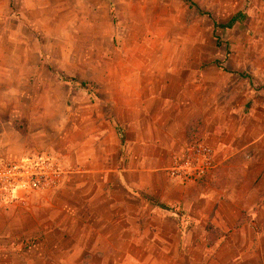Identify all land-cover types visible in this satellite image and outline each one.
I'll return each instance as SVG.
<instances>
[{
	"label": "crops",
	"instance_id": "crops-1",
	"mask_svg": "<svg viewBox=\"0 0 264 264\" xmlns=\"http://www.w3.org/2000/svg\"><path fill=\"white\" fill-rule=\"evenodd\" d=\"M7 36L13 48L25 47ZM17 56L18 62L0 67V120L6 121L0 145L10 146L6 132L12 131L21 140L14 154L25 155L36 149L29 141L47 145V118L39 115L33 125L35 119L24 113L17 118L26 117L25 133L11 127L13 87L47 89L42 103L54 104L57 83L41 55L30 65ZM185 72L186 67H116L114 78L103 83L112 88L104 111L91 117L84 111L88 107L78 112L84 96L67 85L65 168L59 165L65 174L55 189L16 202L25 230L34 236L25 243L33 255L9 257L8 264H229L235 252L246 253L261 237L264 97L247 90L254 98L248 113L242 102L231 106L227 99L218 107L217 97L211 98V106L199 112V139L212 147L215 168L203 179L181 184L166 169L173 153L189 142L187 124L197 113L184 90ZM207 223L222 233L211 245Z\"/></svg>",
	"mask_w": 264,
	"mask_h": 264
},
{
	"label": "rangeland",
	"instance_id": "rangeland-1",
	"mask_svg": "<svg viewBox=\"0 0 264 264\" xmlns=\"http://www.w3.org/2000/svg\"><path fill=\"white\" fill-rule=\"evenodd\" d=\"M237 12L245 15L243 21L230 29L214 27L213 21L225 23ZM8 33L25 47L13 48ZM19 54L27 65L35 63L37 55L51 64L57 102L42 103L47 89L15 85L11 127L25 128L26 117L17 118L21 114L31 120L45 115L47 145L29 141L36 149L16 155L21 140L7 131L10 146L4 141L0 155L20 158L44 152L65 168L63 130L71 104L67 85L84 96V104L80 98L77 102L78 112L88 107L84 111L90 117L102 113L112 92L103 83L114 78L116 67H186L184 90L195 100L198 137L203 125L199 112L211 106L214 95L216 106L227 99L231 106L242 102L248 113L254 98L247 90L257 99L264 97V0H0V67L18 62ZM175 75L181 80V72ZM1 77L0 72V99ZM1 125H6L5 118ZM7 148L14 152L6 153ZM25 225L17 204L0 207V264H8L9 257H32L33 249L25 243L34 236ZM260 234L246 253L235 252L229 264H264V232Z\"/></svg>",
	"mask_w": 264,
	"mask_h": 264
},
{
	"label": "built area",
	"instance_id": "built-area-1",
	"mask_svg": "<svg viewBox=\"0 0 264 264\" xmlns=\"http://www.w3.org/2000/svg\"><path fill=\"white\" fill-rule=\"evenodd\" d=\"M214 168L212 147L195 140L173 153L166 173L170 179L184 184L205 178ZM64 174L65 170L44 152L20 158L0 156V207L16 204L28 194L55 189Z\"/></svg>",
	"mask_w": 264,
	"mask_h": 264
},
{
	"label": "trees",
	"instance_id": "trees-1",
	"mask_svg": "<svg viewBox=\"0 0 264 264\" xmlns=\"http://www.w3.org/2000/svg\"><path fill=\"white\" fill-rule=\"evenodd\" d=\"M245 18V15L242 12H237L233 16H231L225 23L219 24L216 21H213L214 27L221 26L222 28L230 29L236 24L237 22L243 21ZM196 119H193L187 124V138L190 140H199L198 135L195 134V126H193ZM14 128L21 134L25 133V128L22 129L19 126H14ZM206 232H207V244L211 245L217 238L221 236V232L212 226L211 223H207L206 225Z\"/></svg>",
	"mask_w": 264,
	"mask_h": 264
}]
</instances>
